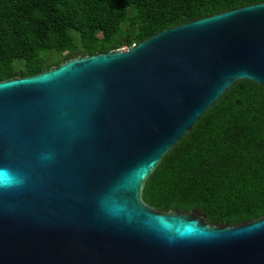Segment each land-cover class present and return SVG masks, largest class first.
Returning a JSON list of instances; mask_svg holds the SVG:
<instances>
[{
  "label": "water",
  "instance_id": "obj_1",
  "mask_svg": "<svg viewBox=\"0 0 264 264\" xmlns=\"http://www.w3.org/2000/svg\"><path fill=\"white\" fill-rule=\"evenodd\" d=\"M264 86V1L0 81V264H264V215L156 210L160 159L236 81Z\"/></svg>",
  "mask_w": 264,
  "mask_h": 264
},
{
  "label": "trees",
  "instance_id": "obj_2",
  "mask_svg": "<svg viewBox=\"0 0 264 264\" xmlns=\"http://www.w3.org/2000/svg\"><path fill=\"white\" fill-rule=\"evenodd\" d=\"M262 1L0 0V81ZM141 197L156 210L197 209L209 223L264 215V86L236 81L160 159Z\"/></svg>",
  "mask_w": 264,
  "mask_h": 264
},
{
  "label": "clouds",
  "instance_id": "obj_3",
  "mask_svg": "<svg viewBox=\"0 0 264 264\" xmlns=\"http://www.w3.org/2000/svg\"><path fill=\"white\" fill-rule=\"evenodd\" d=\"M24 183L20 174L13 172L9 168L0 167V188L9 189L18 187Z\"/></svg>",
  "mask_w": 264,
  "mask_h": 264
},
{
  "label": "rangeland",
  "instance_id": "obj_4",
  "mask_svg": "<svg viewBox=\"0 0 264 264\" xmlns=\"http://www.w3.org/2000/svg\"><path fill=\"white\" fill-rule=\"evenodd\" d=\"M58 51H59V54L64 52V50H62V51L58 50Z\"/></svg>",
  "mask_w": 264,
  "mask_h": 264
}]
</instances>
